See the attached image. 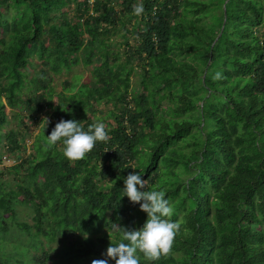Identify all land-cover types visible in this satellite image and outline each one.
Returning a JSON list of instances; mask_svg holds the SVG:
<instances>
[{
	"label": "trees",
	"instance_id": "1",
	"mask_svg": "<svg viewBox=\"0 0 264 264\" xmlns=\"http://www.w3.org/2000/svg\"><path fill=\"white\" fill-rule=\"evenodd\" d=\"M75 65L87 77L55 89L48 73ZM6 108L37 127L24 156ZM61 118L106 139L68 160L46 143ZM3 147L0 264L104 259L146 217L121 196L138 170L180 225L139 264H264V0H0Z\"/></svg>",
	"mask_w": 264,
	"mask_h": 264
},
{
	"label": "clouds",
	"instance_id": "2",
	"mask_svg": "<svg viewBox=\"0 0 264 264\" xmlns=\"http://www.w3.org/2000/svg\"><path fill=\"white\" fill-rule=\"evenodd\" d=\"M132 11L134 15H140L144 11L143 3H138ZM46 123L47 118H44V127ZM45 136L48 146L60 142L63 156L68 160H78L93 148L96 141L106 139V131L102 121L83 130L76 119L61 118ZM142 173L138 170L122 177L121 196H126L131 203H138L139 209L146 214L143 223L137 228L122 227L120 242L109 243L102 253L105 258L93 259L91 264H109L110 260L115 264H139L137 253L143 254L148 261H155L170 251L180 225L168 218L172 208L164 193L145 190L146 179H142ZM82 235L87 237L86 232Z\"/></svg>",
	"mask_w": 264,
	"mask_h": 264
},
{
	"label": "rangeland",
	"instance_id": "3",
	"mask_svg": "<svg viewBox=\"0 0 264 264\" xmlns=\"http://www.w3.org/2000/svg\"><path fill=\"white\" fill-rule=\"evenodd\" d=\"M27 71L30 73L29 75H33L36 71H38V66H35L32 64L27 65ZM89 72L88 67H83L81 65H75L71 69H69L66 72H61V73H48V78L50 79L51 85L59 90L61 87V83L63 80H71L74 78L75 75L81 76V79H84L87 77ZM9 110V111H8ZM6 111L8 112L7 116V121L2 127L3 132H7L9 130H16L23 132L24 134V139H23V147L17 151V154L20 156H24L30 151V146L33 141L34 135L37 133V127L33 124L32 121L28 120L26 117H23L22 122L18 118V115L15 114L17 112V109H10L6 108ZM20 113L23 114L24 110H20ZM4 140V139H2ZM1 156H0V170L2 167L10 166L13 164L15 161L18 160L15 155H6L8 152L5 147L0 148ZM29 219V217H27ZM52 247H58L57 243H52ZM57 249V248H56ZM57 250H54L52 253H56Z\"/></svg>",
	"mask_w": 264,
	"mask_h": 264
}]
</instances>
